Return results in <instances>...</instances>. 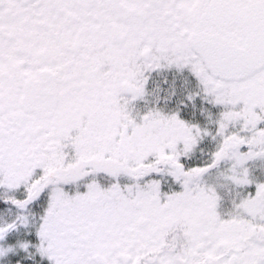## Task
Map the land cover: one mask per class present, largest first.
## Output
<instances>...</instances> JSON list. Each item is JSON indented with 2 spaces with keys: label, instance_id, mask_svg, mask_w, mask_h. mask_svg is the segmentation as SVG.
Segmentation results:
<instances>
[{
  "label": "snow or ice",
  "instance_id": "obj_1",
  "mask_svg": "<svg viewBox=\"0 0 264 264\" xmlns=\"http://www.w3.org/2000/svg\"><path fill=\"white\" fill-rule=\"evenodd\" d=\"M0 264H264V0H0Z\"/></svg>",
  "mask_w": 264,
  "mask_h": 264
}]
</instances>
